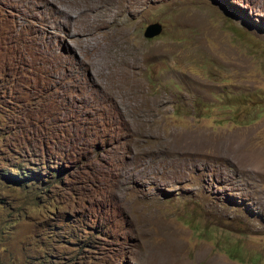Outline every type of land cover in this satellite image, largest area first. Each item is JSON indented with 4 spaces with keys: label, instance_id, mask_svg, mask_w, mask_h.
<instances>
[{
    "label": "rangeland",
    "instance_id": "1",
    "mask_svg": "<svg viewBox=\"0 0 264 264\" xmlns=\"http://www.w3.org/2000/svg\"><path fill=\"white\" fill-rule=\"evenodd\" d=\"M0 264H264V0H0Z\"/></svg>",
    "mask_w": 264,
    "mask_h": 264
},
{
    "label": "water",
    "instance_id": "2",
    "mask_svg": "<svg viewBox=\"0 0 264 264\" xmlns=\"http://www.w3.org/2000/svg\"><path fill=\"white\" fill-rule=\"evenodd\" d=\"M163 30L162 25L159 22H154L146 26L143 36L147 39L158 37Z\"/></svg>",
    "mask_w": 264,
    "mask_h": 264
},
{
    "label": "bare ground",
    "instance_id": "3",
    "mask_svg": "<svg viewBox=\"0 0 264 264\" xmlns=\"http://www.w3.org/2000/svg\"><path fill=\"white\" fill-rule=\"evenodd\" d=\"M137 102V101H136ZM138 103V102H137Z\"/></svg>",
    "mask_w": 264,
    "mask_h": 264
}]
</instances>
